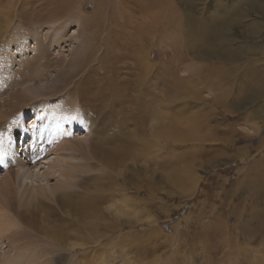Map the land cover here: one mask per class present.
I'll return each instance as SVG.
<instances>
[{
	"label": "rangeland",
	"instance_id": "obj_1",
	"mask_svg": "<svg viewBox=\"0 0 264 264\" xmlns=\"http://www.w3.org/2000/svg\"><path fill=\"white\" fill-rule=\"evenodd\" d=\"M170 1L174 17L184 12L189 18L179 31L177 23L166 27L162 18L152 32L142 34L138 29L150 24L156 9L146 13L137 5L153 0H123V9L111 8L108 0H0V55L10 47L16 50L14 42L23 40L27 45L35 42L39 49L33 56L31 48L21 56L16 52L8 62L0 57V109H12L7 121L0 122L1 145H6L14 121L28 123L39 113L34 127L39 129L49 105L78 109L75 141L85 143L80 138L87 134V142L97 137L103 138L104 145L112 140L111 145L121 146L133 131H143L142 141L139 135L135 139L134 154L130 147L120 166H89L86 179H74L76 190L98 196V210L84 217L92 221L93 231L83 222L77 234L71 231L73 235L60 245L48 244L46 249L26 233L36 231L28 227L29 221L47 222L39 215L21 214L23 207L10 209L8 215L19 224L17 238L10 232L0 238V260L28 257L27 242H32L33 255L46 264H264V226L255 221L264 216V201L258 199L256 215L249 214L255 203L250 205L248 192L235 184L243 170L264 154V16L254 12L248 0ZM234 4L240 9L234 10ZM217 5L229 17L243 16L230 28L235 37L246 38L232 46L240 58L231 63L199 58L203 48L217 43L209 29L217 26ZM109 12L117 17L110 18ZM255 26L259 27L256 35L251 30ZM145 56L151 66L146 75L136 66ZM209 61L217 66L211 68L213 72L206 68ZM221 63L233 69H219ZM177 76L190 78L188 89L180 98L166 96V85L172 86ZM29 86L41 89L24 92V97L15 95ZM105 95L114 98L107 110L102 107ZM93 109H101L100 121L90 118ZM163 112L169 115L166 126L160 123ZM166 128L169 133L162 136ZM14 146L13 141V152L19 155L20 148L15 151ZM54 156L48 154L44 161ZM73 156L82 163L79 154ZM4 165L1 154L0 179L13 172ZM182 176L185 181L180 183ZM22 182L20 178L16 185H25ZM55 182L52 177L43 181L46 189ZM98 213L101 218L95 216ZM242 223L256 231L255 237L234 227ZM81 236L95 241L82 253L72 250ZM224 241L231 248L250 250L226 259ZM59 253L66 257L59 259Z\"/></svg>",
	"mask_w": 264,
	"mask_h": 264
},
{
	"label": "bare ground",
	"instance_id": "obj_2",
	"mask_svg": "<svg viewBox=\"0 0 264 264\" xmlns=\"http://www.w3.org/2000/svg\"><path fill=\"white\" fill-rule=\"evenodd\" d=\"M243 1H245V0H243ZM248 1L251 2L252 9L254 7V10H255L254 12L261 13L262 16H264V0H248ZM108 2L111 4V8H113L116 5L118 9H123V7H122L123 5L121 6V4L123 3V0H113L112 2H110L108 0ZM153 2L154 3H152V4L149 3L145 6L144 5L143 6L137 5L138 6L137 8L140 7V9L146 13L152 12L151 11L152 8L156 9L154 16L151 17V20L149 22L150 24H146L147 27L143 26L142 28L138 29L139 33H142V34L147 33L148 34V31L152 32V28L155 27V25L158 24L160 20H163L162 18H165V20H167V22H166L167 24H165L166 27L174 26L173 23H177L178 24V31H179V27H182L183 23H185L184 20L189 19L187 14L185 15L184 12H182V13L180 12V15L177 17H174L172 15L169 12L170 11L169 6L171 5L170 0H153ZM105 3H106V5L108 4L107 2H105ZM234 5H235V6H233L234 10L240 9L237 7V4H234ZM94 6H95V4H94ZM103 9L104 8L101 7V12H100L101 16L103 13L105 14V12L102 11ZM109 13H110V18L117 17V14H115L114 12H109ZM238 13H240V12H238ZM146 15H148V14H146ZM169 15H171L172 18ZM146 18H149V17H146ZM241 18L243 19V16H241V14L237 15V17H229L228 14L226 12H224L222 9H220L219 5H217V26L209 27V29H212V31L215 35V37H214L215 41L217 43L213 46L212 45L209 46L210 49H204L203 48L202 49V55H201V57H199L200 60H204V59H206V60H217V63L220 62L218 60H223L224 63H231V62L237 61L240 58L238 56V53H236L235 48L232 46L236 47L237 45H239V42H241V41L246 42V38L245 37H243V38L235 37L230 28L232 27V25H234V23H236V21H240ZM89 21H91V19ZM123 23H126V21H124ZM257 25L260 26V23ZM251 28H252L251 29L252 33L255 34L259 27L255 26V27H251ZM176 31H177V29H176ZM2 43H4V42H2ZM14 43L16 44V47H15L16 50H14V47H12V48L10 47L8 49V51H6L7 53H5V54L1 53V55H0V57L4 56V60L7 62L9 61V59L12 58V56L16 52L17 53L19 52L20 56H21L24 53H26L28 50H30V48H31V51H34L32 53V56H33V54L35 52H38V50H39V49L38 50L36 49L35 42H33V44L28 43V45L25 43L24 40L22 42H14ZM4 46H6V44ZM99 46H101V45H99ZM37 57H38V55H37ZM147 59H148L147 57H146V59L144 57H143V59H139L138 64L136 65L140 69L139 71H142V73L144 75L148 74L150 71V68H151L150 62H148ZM220 65L221 66L219 69H224V68H230L231 70L233 69V66H228V67L225 65L222 66V63ZM176 66H177L176 64H173L172 67L175 68ZM206 68H208V70L210 72V71H212L211 68L216 69L217 66L214 63H212V61H209L208 65H206ZM190 69H193V66H190ZM193 70H195V69H193ZM137 72H138V70H137ZM217 76H219V75H217ZM177 77L178 78H174V80L175 79L176 80L175 81L173 80L174 82L171 83L172 86L168 87V85H166V89H164V90H166V93H165L166 96H170V97L175 96V97L180 98L181 95L184 93V91L186 89H188V87H189V81L188 80L190 78L187 76H180V77L177 76ZM33 80H34V77H33ZM140 80H141V78H140ZM38 85H40V83ZM37 87H31V86L26 87L24 89V91L22 90L20 93L17 92L18 94H15V95H18V97L19 96L24 97V92H28L30 94L36 93V90L41 89V88H39V87L37 88ZM44 88H45V86H44ZM112 88H113V86H112ZM106 91H105V94L108 95L106 93ZM101 96H102V94H101ZM110 96H111V94H110ZM136 96L137 95H135L134 97H136ZM96 99H97V97H96ZM184 99H185V97L183 98V100ZM102 100L104 102V105H106V106H102V107L107 110V108L109 107L108 104L110 102L114 101V98L112 100V98H110L109 96H106V98H104ZM119 101H121V100H119ZM12 107H14V106H9L8 108H12ZM65 107H68V106H65ZM94 108H95V106H94ZM11 110H9V109L1 110L0 109V122H1V119H2V121H7L8 116H10ZM78 112H79L78 109H76L74 107L71 109H68V108H61L59 106H50L49 105V106L45 107V112L42 114V120H41V125H40L39 129L34 128V127H37L36 126L37 120L40 119L39 117L41 114H39V113L37 115L35 114V116H33L32 119L28 123H26V121H21V119L12 122V128L10 129V135H9V137L6 138V143H5L6 145L0 144V155L2 154L3 158L5 160L4 168H6L7 170L9 168H11L13 171L12 175H9V173H6L0 179V238L3 237L4 234L10 232L11 235L14 236V239H15V237H16L15 232L18 229L19 224H18L17 220L12 219L8 215V212H10L9 211L10 209H13V210L18 209L19 210V207H21V208L23 207V209H22L23 211L21 210L20 213L21 212L26 213V215H39L40 220H45L47 222V223H42V224L39 223L38 224L37 222L34 223L32 221H29L28 227L33 229V230L35 229L37 231V233L34 234L36 231L34 233H32L29 230H28V233L22 232V233H26L27 234L26 237H30V239H31V237L34 238V240H33L34 243H37V244L43 243L46 249H48V244L50 247L53 248L55 246L60 245V243L63 242L62 241L63 239H65L67 237L69 238L73 234L74 235L77 234V232H78L77 228L83 222H85L88 225L87 228H89L91 231L94 230L95 226L93 225L92 221L84 219V217L88 216V218H89L90 215L93 214V212H94L93 210H95V211H96V209L98 210V208L95 207L98 196L95 198V195L89 196L88 193H84L85 191L82 192L80 190H76L75 186H74V179L75 178H81V180L86 179V176L84 175L85 168H87L89 166L100 165V166H105V167H109V168H113L114 166H118L120 164V160H121L120 158H122L123 154L127 155L128 153H131L130 147L132 148L133 154H134L133 145H134V143H136L135 139H137L138 135L141 139V133H143V131H141V130L140 131L139 130L133 131L134 134H132V137L130 138V140H126L121 146L111 145L110 143L112 142V140L105 141L106 143L104 145L103 138H97V137L96 138L91 137L90 140H88V142H87L86 138L88 136L85 137L87 134L84 135L83 137L81 136V138H80L81 140H85V143L80 142V140L75 141V140H73V136H77V135H75V130H76L75 127H77L80 123V118H78ZM100 112H101V109H100V111L93 109V112H91V114L89 116H91L90 117L91 119L97 118V121H100L101 117H102ZM161 113H162V111H161ZM108 114H109V112H108ZM103 117H105V116L103 115ZM161 118L163 121L160 123L162 125L166 126L167 123L164 122V119L166 118V120L168 121L169 115L167 113L163 112V114H161ZM102 119H104V118H102ZM30 129L34 130L33 134L29 133ZM163 131H164V133L161 132V133H163L162 136L168 135V133H169L168 128L164 129ZM96 133H99V132H97V130H96ZM19 135H21V137H20L19 142L17 143V136H19ZM131 139H133L132 142H130ZM13 141H14V145H15L14 146L15 151H17L18 147L20 148L19 155H16L13 152V149H12L13 148L12 147ZM141 141H142V139H141ZM39 142H42V144ZM260 145H262V142L260 143ZM62 151H67V153H69V156H62L61 155ZM48 152H50V153H48ZM48 154H54L55 155L53 160L44 161V158H46L48 156ZM73 154H79L80 159L83 160L82 163L77 162L76 161L77 159L73 156ZM46 162H47V165L45 166L44 163H46ZM41 163H43V165H41ZM41 168H45V169L41 173H39ZM7 170H5V172H7ZM241 175H242V177L241 178L239 177L240 179H237L235 181L236 189L243 186V191L248 192V194H249L248 197L250 198V205H253L255 203L254 204L255 207L253 209L251 207V212H248V211L247 212L251 215H253V214L256 215L255 214V213H257L256 206H260V204H261V203H259V204L257 203L258 199H260L261 201H264V154H262L261 157L258 160H256L255 162L250 163L248 165V167L243 170ZM49 177L55 178L56 182H55L54 186H50L48 189H46L45 188L46 186L43 183V181H45V180L47 181ZM87 177L90 178V176H87ZM20 178L23 180L22 183L25 185L20 186V187H22V189L19 191L20 187L17 186L16 183H17L18 179H20ZM29 178L31 180H33L34 183L31 184L32 181H30V185H29V183H27L28 182L27 180ZM178 181L181 183V182H184L185 179L182 176L178 179ZM196 181H197V178L195 177L193 182H196ZM110 188H111V186H108L105 189V191H108ZM17 206H18V208H17ZM73 215H75V217ZM51 216H53V217L55 216V217L52 219ZM95 216L97 218H101V213H98ZM239 217H240V215H239ZM39 219H37V220H39ZM58 220H59V222H58ZM262 220H264V216L262 215L261 217H259V215H258L256 220H255V221H257V224L259 223L258 226H260V224H262L264 226V222ZM44 224H46V225H44ZM97 224H98V222H97ZM97 224H95L96 227H98ZM38 225H40V226L37 227ZM234 227H238V229H241L243 231V233H252L250 238L255 237V235H256V231L250 230L251 227L248 228V226L246 224L242 223L240 225H235ZM21 230L23 231V229H21ZM71 231L73 234L71 233ZM79 231H80V229H79ZM22 236H23V234H21V237ZM81 237H82V240L80 243L73 244L75 246L72 248L73 251H78L80 249V252L81 251L84 252L85 247H88L89 244L91 245L92 243L95 242V241L93 242L88 237L87 238L85 236H84V238H83V236H81ZM246 237H247V235H246ZM128 238H130V237H128ZM27 241H29V240L27 239ZM30 243H31V245H30ZM34 243H32V242L28 243L27 242V244L29 245V247L27 249H29L30 253H29L28 257L25 256L26 259H25V257L19 256V255L15 256V257H6V258L0 260V264H46V262H41L42 258L39 261V259L33 255L34 249L32 247H35V245H32V244H34ZM223 243H225L224 246L225 245L227 246V248H226V259L232 258L234 256L237 257V256H240L241 254L245 255L248 253L249 248L248 249L247 248L242 249L239 247L231 248V245L229 242L224 241ZM25 244H24V247L27 246ZM22 245H23V243H22ZM22 250H24V249H22ZM16 251H18V250H16ZM21 251L19 250V252H21ZM85 252H86V250H85ZM21 254H22V252H21ZM40 254H39V256H40ZM24 255H26V254H24ZM56 257H58L59 259H64L66 256L63 255L62 253H59V255H57ZM73 264H75V262ZM77 264H86V262H84V263L77 262ZM91 264H94V263H91Z\"/></svg>",
	"mask_w": 264,
	"mask_h": 264
}]
</instances>
